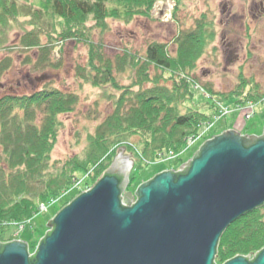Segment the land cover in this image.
Wrapping results in <instances>:
<instances>
[{
    "label": "trees",
    "instance_id": "1",
    "mask_svg": "<svg viewBox=\"0 0 264 264\" xmlns=\"http://www.w3.org/2000/svg\"><path fill=\"white\" fill-rule=\"evenodd\" d=\"M159 1L162 0H27L21 5L20 0H0V51L10 47L14 29L23 33L17 47L40 46L43 56L51 55L54 47H41L43 38L48 44L67 39L87 44V61L78 66V78L86 85L101 88L105 97L114 101L112 114L88 136L86 156L75 157L52 170L59 117L74 112L78 96L46 86L29 95L0 97V241L12 242L14 233L6 235L2 223L19 225L33 219L40 202L61 198L84 174L94 182L111 166L116 148L121 149L131 138L137 137L143 156L154 160L161 153L180 152L188 136L197 133L202 122L212 117L204 112V105L213 109V104L195 101L201 92L195 89L198 82L193 75L208 42L214 40L213 31L208 33V22L199 21L196 31L182 36L175 56L161 43L149 45L143 58L125 52L117 64L103 54L101 34L109 30V21L130 23L138 17L149 18ZM98 32L101 41L94 42ZM40 62L34 71L44 72L49 66L59 68L58 62L53 64L44 58ZM30 63L28 60L25 64ZM11 64L10 58L0 61V78ZM125 68L134 72V78L130 84L121 85L115 72ZM240 80L242 83L230 94L204 90L213 103L239 105L264 98V91L257 85ZM123 148L132 154L130 147ZM262 250L264 207L246 214L224 232L215 262L225 264L237 257L252 259Z\"/></svg>",
    "mask_w": 264,
    "mask_h": 264
},
{
    "label": "rangeland",
    "instance_id": "2",
    "mask_svg": "<svg viewBox=\"0 0 264 264\" xmlns=\"http://www.w3.org/2000/svg\"><path fill=\"white\" fill-rule=\"evenodd\" d=\"M26 1L20 0L19 3L24 5ZM30 1L34 3L38 0ZM21 21L26 23L24 19ZM199 21L209 23L211 28L208 27V33L213 31L214 40L208 42L206 52L193 72L198 82L195 89L201 92L195 101L201 100V105L209 102L213 104V109L208 104L204 105V112L212 117L202 122L197 133L188 136L180 152L172 151V159L166 157L169 152L158 154L154 160L145 158L140 151V140L137 137L128 141L130 145L125 144L132 149V154L123 148L125 145L121 149L116 148V156L123 152L124 157L128 156L129 161L133 162L126 192L135 194L141 185L163 172L180 171L181 166L192 160L207 141L226 131H236L244 137H260L263 134L264 98L258 102L239 105L220 101L213 103L210 94L204 89L210 88L215 94H230L237 90L242 83L240 79H243L264 91V0L156 2L149 18L138 17L130 23L109 21V30L101 34L103 54L117 64L118 58L125 52L143 58L149 45L161 43L166 45L170 55L175 56L178 41L182 36L196 31ZM22 34V31L14 29L10 35V49L0 51V61L4 58L12 60L10 69L0 78V97L7 94L29 95L46 86L78 96L74 112L59 117L57 143L51 154L50 168L53 170L75 157L86 156L88 136L94 134L96 128L112 114L114 101L105 97L101 88L86 85L78 78V66L85 65L87 61V44L73 39L48 44L43 38L41 47L54 46L51 55L43 56L40 46L25 49L17 47ZM93 41H101L99 32L98 36L93 37ZM43 58L53 64L58 62L59 68L49 66L44 72L34 71ZM28 60L31 63L25 64ZM151 72H154L153 69ZM115 76L121 85H128L134 78V72L125 68L115 72ZM190 138H195L192 145L188 144ZM180 159H184V162L174 166L173 162ZM103 175L94 182L89 174L74 180L61 198L40 202L37 215L29 221L17 226L13 222L2 223V227L7 230L6 235L14 231L13 241L26 243L29 254L33 255L40 241L51 230L47 226L48 222L81 194L90 191Z\"/></svg>",
    "mask_w": 264,
    "mask_h": 264
},
{
    "label": "water",
    "instance_id": "3",
    "mask_svg": "<svg viewBox=\"0 0 264 264\" xmlns=\"http://www.w3.org/2000/svg\"><path fill=\"white\" fill-rule=\"evenodd\" d=\"M132 168L120 153L48 222L33 255L24 242L0 243V264H216L224 232L264 207V129L260 137L226 131L135 194L126 192ZM225 264H264V250Z\"/></svg>",
    "mask_w": 264,
    "mask_h": 264
},
{
    "label": "built area",
    "instance_id": "4",
    "mask_svg": "<svg viewBox=\"0 0 264 264\" xmlns=\"http://www.w3.org/2000/svg\"><path fill=\"white\" fill-rule=\"evenodd\" d=\"M195 142V138L193 139V138H190L189 139V141H188V144L189 145H192L193 143ZM167 155V156H166ZM165 156L168 158V159H172L173 158V153L172 152H169L168 154H166ZM161 156H163V155H161ZM160 156V157H161ZM44 211V210H43ZM43 211H41V212H43ZM17 226V225H16ZM15 226V227H16Z\"/></svg>",
    "mask_w": 264,
    "mask_h": 264
}]
</instances>
